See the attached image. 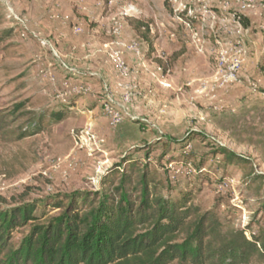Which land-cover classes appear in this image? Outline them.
<instances>
[{
	"label": "rangeland",
	"instance_id": "374dc122",
	"mask_svg": "<svg viewBox=\"0 0 264 264\" xmlns=\"http://www.w3.org/2000/svg\"><path fill=\"white\" fill-rule=\"evenodd\" d=\"M0 18V109L44 116L0 136V208L99 191L137 161L165 196L264 227L246 180L264 176V0H0Z\"/></svg>",
	"mask_w": 264,
	"mask_h": 264
},
{
	"label": "trees",
	"instance_id": "16d2710c",
	"mask_svg": "<svg viewBox=\"0 0 264 264\" xmlns=\"http://www.w3.org/2000/svg\"><path fill=\"white\" fill-rule=\"evenodd\" d=\"M11 36L12 31L0 30V44ZM27 104L0 109V136L14 137L19 122L36 121ZM43 122L41 114L37 131ZM214 155H222L230 166H250V160L223 147ZM246 180L248 190L258 196L264 176L252 170ZM53 211L57 213L51 215ZM175 262L264 264V227L249 239L217 210L195 205L191 194L165 196L162 183L137 161L103 177L99 191L0 208V264Z\"/></svg>",
	"mask_w": 264,
	"mask_h": 264
}]
</instances>
